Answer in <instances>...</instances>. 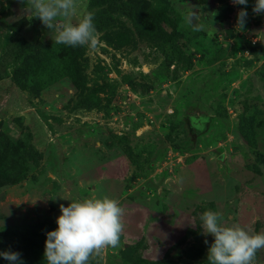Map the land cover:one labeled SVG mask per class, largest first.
<instances>
[{
    "label": "rangeland",
    "instance_id": "374dc122",
    "mask_svg": "<svg viewBox=\"0 0 264 264\" xmlns=\"http://www.w3.org/2000/svg\"><path fill=\"white\" fill-rule=\"evenodd\" d=\"M82 4L81 14L95 13V49L56 44V30L25 3L0 0V251L38 264L19 227L103 196L119 201L124 229L119 247L90 264H207L206 210L264 232V14L253 13L255 0ZM192 9L198 32L185 23ZM16 41L27 48L14 59ZM52 60L66 73L45 86ZM257 255L264 264V249Z\"/></svg>",
    "mask_w": 264,
    "mask_h": 264
},
{
    "label": "clouds",
    "instance_id": "9594fccd",
    "mask_svg": "<svg viewBox=\"0 0 264 264\" xmlns=\"http://www.w3.org/2000/svg\"><path fill=\"white\" fill-rule=\"evenodd\" d=\"M25 10L40 19L49 30H56L55 43L70 47L98 46L95 13L82 0H21ZM234 5H247L248 0H232ZM252 11L264 14V0H255ZM215 15V13H212ZM248 13L240 8L236 27L242 30ZM197 11L190 10L185 23L192 31L201 30ZM123 209L117 199L108 196L83 198L60 205L57 228L46 233V264H90L94 256L109 247L120 245L124 229ZM203 234L214 238L207 250V264H258V252L264 249V232H253L239 224L227 225L220 212L206 210L201 216ZM208 241L205 240V244ZM9 264H23L17 251H0Z\"/></svg>",
    "mask_w": 264,
    "mask_h": 264
},
{
    "label": "trees",
    "instance_id": "16d2710c",
    "mask_svg": "<svg viewBox=\"0 0 264 264\" xmlns=\"http://www.w3.org/2000/svg\"><path fill=\"white\" fill-rule=\"evenodd\" d=\"M14 40H23L21 37H17ZM8 53L13 56L14 59L19 57V55L27 48L26 43L14 42L10 45ZM51 69L44 70L40 73L39 79H41L42 85H49L56 81L57 79L65 75V68L54 60L50 61ZM6 171V170H5ZM22 230L21 239L25 240V243H28L34 249H36V254L40 257L38 264H46L44 260V247L46 240V233L49 230H54L57 228L56 221L54 222H41L37 224H26L19 227ZM146 262L144 264H176L169 261L148 263L147 261L139 260V264Z\"/></svg>",
    "mask_w": 264,
    "mask_h": 264
}]
</instances>
